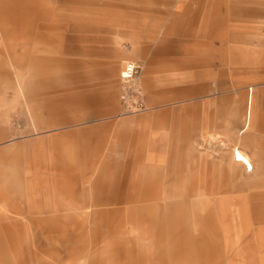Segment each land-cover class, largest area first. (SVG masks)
I'll return each instance as SVG.
<instances>
[{"label":"rangeland","instance_id":"374dc122","mask_svg":"<svg viewBox=\"0 0 264 264\" xmlns=\"http://www.w3.org/2000/svg\"><path fill=\"white\" fill-rule=\"evenodd\" d=\"M220 4L254 11L223 13L222 44L177 19ZM124 61L143 112L121 109ZM251 88L264 141V0H0V264H264V172L189 145L240 138Z\"/></svg>","mask_w":264,"mask_h":264},{"label":"crops","instance_id":"0c3cea01","mask_svg":"<svg viewBox=\"0 0 264 264\" xmlns=\"http://www.w3.org/2000/svg\"><path fill=\"white\" fill-rule=\"evenodd\" d=\"M209 3H215V0H209ZM227 13H233L234 16L238 17L241 15L244 16H251L253 15L254 11L252 9H246L244 10L242 7L238 6L237 4L230 8L223 7L222 4L219 5V7L214 10L213 12L210 9H198L196 11H193V14L189 15L184 13L183 15H179L177 17L178 20L184 21V22H190L192 24H200L202 27L209 28L206 32H201V36L204 38H213L217 40L221 44L223 43V40L225 39V28L229 26L231 17L225 16ZM238 14V15H237ZM230 20V21H229ZM209 51L211 53H215L216 51H213V48H210ZM138 53V52H137ZM220 54H222V50L219 51ZM165 55L163 54V51L157 50L156 57ZM122 53L117 55V59H121ZM204 60V58H197L194 59L192 62V65L190 68L192 69H203L206 68L207 65L202 64L201 62ZM213 60V59H212ZM218 63L215 65V67L220 68L223 66V59L222 56L218 58ZM153 63L152 59L149 61V64L151 65ZM167 68H170V66H174V62H171L170 60H167ZM143 64V70L145 68L144 63ZM212 65V64H211ZM208 64V67L211 66ZM218 65V66H217ZM153 68V66H150L149 69ZM166 68V69H167ZM154 69V68H153ZM158 70V69H157ZM168 70V69H167ZM205 71V69H203ZM161 71V69H159ZM95 86V85H94ZM192 86V85H189ZM187 86V87H189ZM197 87H199L198 84H196ZM251 92L247 95V101H246V111H245V118H244V125L241 129L238 130L237 136H240V138L235 136H229L232 137L231 139L223 140L216 135V133L212 134L211 131H206V136L201 139V142L199 141H193L190 143V149L197 153V155H207L206 158H212L213 160H218L219 163L223 161L225 162L223 158V154H227V163L229 165L228 172L232 176H237L238 171H242V174L240 175L241 178H254L257 177V172H264V141L263 140H256L252 137H250V134L247 133V130L249 129L250 120H251V109H252V100H253V93L252 88L250 89ZM184 91V90H183ZM182 91V92H183ZM185 92V91H184ZM97 95L93 96V99H96ZM96 101V100H95ZM102 104L101 101L98 102L96 108L93 111L94 115H101L102 114ZM211 127V126H210ZM243 135V137H242ZM216 142V143H215ZM243 142V144H241ZM262 152H259V151ZM205 152V153H202ZM222 151H225V153H221ZM226 151L228 153H226ZM236 166V167H235ZM239 167V170H235V168ZM233 187H229V190ZM229 192H232L231 190ZM256 193V192H255ZM258 196H260L259 193H256ZM232 195V194H231ZM235 196L232 195L229 197V203L233 200H236L234 198ZM250 197L254 199V193L250 194ZM245 199L246 201L247 197L241 198ZM238 201V200H237ZM222 203V202H221Z\"/></svg>","mask_w":264,"mask_h":264},{"label":"built area","instance_id":"2783aa9c","mask_svg":"<svg viewBox=\"0 0 264 264\" xmlns=\"http://www.w3.org/2000/svg\"><path fill=\"white\" fill-rule=\"evenodd\" d=\"M143 64L124 61L120 72L119 100L121 109L127 113H140L146 110L145 96L138 78Z\"/></svg>","mask_w":264,"mask_h":264}]
</instances>
